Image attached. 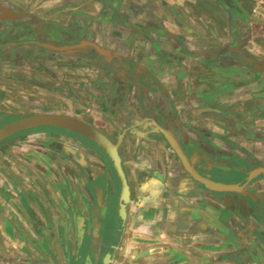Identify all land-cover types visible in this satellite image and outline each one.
I'll return each instance as SVG.
<instances>
[{
	"label": "crops",
	"instance_id": "obj_1",
	"mask_svg": "<svg viewBox=\"0 0 264 264\" xmlns=\"http://www.w3.org/2000/svg\"><path fill=\"white\" fill-rule=\"evenodd\" d=\"M243 2L227 1L225 10L218 0H0L7 43L37 31L51 41L34 44L87 59L82 114L117 144L132 212L141 211L131 224L136 242L120 246L119 224L87 216L103 199L94 191L91 203L87 194L93 146L60 145L73 159L65 178L27 176L20 167L32 161L0 154V264H117L112 252L130 251L133 264H264V214L256 237L246 205L214 209L218 193L178 168L155 133L181 135L190 162L202 174L210 167L212 179L264 168V48L250 49L255 21ZM237 50L251 53L256 68L230 56ZM59 153L53 159L65 165ZM242 189L263 200L264 176Z\"/></svg>",
	"mask_w": 264,
	"mask_h": 264
},
{
	"label": "rangeland",
	"instance_id": "obj_2",
	"mask_svg": "<svg viewBox=\"0 0 264 264\" xmlns=\"http://www.w3.org/2000/svg\"><path fill=\"white\" fill-rule=\"evenodd\" d=\"M243 3V7H246L247 11H250L249 14L252 16L253 21H255L252 25V28L254 29V40L250 43V49H262L264 48V0H244ZM0 26L2 28L8 27L6 24H0ZM30 26L34 28L35 24L32 23ZM14 32L17 33L18 31L16 30ZM7 39L8 38H5L4 35L0 36V43L3 44L7 42ZM51 43L53 46V42ZM258 44H260L261 47H258ZM244 54L247 56L251 55V53L249 54L248 52H244ZM90 71H92V69L88 67V61L82 55L68 51L56 52L48 49L39 50L35 57H28L24 61L0 63V130L5 126L24 118L41 115H54L77 120L96 129L106 137L98 128L93 126V122L88 116L82 114V106L79 103L84 102L82 96V89L84 88L82 84H78V81L87 79V75ZM73 97L75 99H72ZM155 133L158 134V131ZM175 137L178 142L179 138H183L179 134H176ZM121 138L122 134L120 139ZM146 139L151 140L148 135L146 136ZM110 142L114 144L112 141ZM62 144L64 146L77 145L80 147L90 145L92 149L91 151H93L94 148L96 149L98 160H95V165H92L91 167V180L89 181L87 194H89L88 196H91L92 203L94 202L92 198L95 194L94 191H96L97 194L103 193V195H98V198L97 194L94 196L95 199L99 200L103 197L101 200L102 208L101 211L98 209L99 211L97 212H94L92 209V212L88 211L86 214L91 219L95 218L97 223L98 221H101V223L110 224V221H114L115 219L113 214H111L112 211L115 210L116 207L119 209L121 183L107 154L85 136L57 126L44 125L30 127L1 139L0 154L10 156L12 160H14L15 154H19L22 159L24 158L25 161H27V163H31L32 161V164L34 165L31 167H20L27 176L39 171L43 176L48 175L65 178L68 177V175L70 176L68 160L71 159L73 161V159L72 157H69L66 152L67 149L60 146ZM13 147H15V149H13ZM10 151L15 152L10 153ZM56 153L63 155V162H66L68 159L65 165H58L57 160L53 159V156H56ZM36 167L38 170H35ZM121 168L128 186L122 163ZM178 168L183 171L180 163L178 164ZM237 169L234 171H246L244 169ZM222 174H226V172H223ZM242 185L247 186L248 184ZM110 186L114 187L115 191H110ZM247 188H249V186ZM104 190H107L106 193L103 192ZM131 191L128 186V197L127 202L124 203V214L121 216L118 213V217L122 221L118 235L119 246L123 239H128V241L132 243L137 240V237L134 236L136 233L131 224L133 220L139 219L141 211L137 212L138 210L136 208L135 211L133 210L134 212H132L133 206H135L134 204L136 203V197L134 191ZM255 193L252 195L248 194L251 195L253 199L259 200L257 196H255ZM63 198L64 196H60L59 200H57L59 206L66 205V201ZM222 199L226 200L227 197L223 196ZM259 202L264 205V199L259 200ZM104 208L106 211L109 209L108 212H104ZM246 210L249 214H245V216L253 226L251 230V235H253V231L257 227V223L253 218L260 219V217H258L256 210L252 212H250L251 210L249 209ZM130 214L132 216H130ZM263 214L264 213L260 215L261 218L263 217ZM145 215L147 214L145 213ZM260 220H262L260 226L262 228L263 219ZM90 223L92 222L90 221ZM96 230L98 231L99 228H96ZM134 256V253L131 251L129 253L125 252L123 255H121L120 252L117 255L112 252L113 259L115 260L117 257V264H133L132 260Z\"/></svg>",
	"mask_w": 264,
	"mask_h": 264
},
{
	"label": "water",
	"instance_id": "obj_3",
	"mask_svg": "<svg viewBox=\"0 0 264 264\" xmlns=\"http://www.w3.org/2000/svg\"><path fill=\"white\" fill-rule=\"evenodd\" d=\"M0 12H2L5 15V11L2 8H0ZM4 15H1V18H3ZM44 125L57 126L79 133L85 136L93 143H95L107 154V156L111 160L113 169L121 183L120 203H119L118 213L121 216H123L124 203L127 202V197H128V187L122 172L121 162L117 152V144H112L106 137H104L96 129L68 117L54 116V115L32 116L5 126L3 129L0 130V140L20 130L35 126H44ZM158 132L163 136L164 140L166 141L170 149L173 150L183 170L189 176V178L202 185L208 191L218 193L219 196H217L215 200L216 203L214 205L215 207L214 209H218V203L220 204L221 202L222 203L228 202L227 204L231 203V205L236 204V206L246 205L247 207L246 209L251 210L250 212L256 210L258 213L257 214L258 217L262 219L260 215H262V212L264 211V205L261 204L259 200L253 199L251 195H249L246 191H244L242 189L243 186L242 184H249L256 177L260 175L264 176V168H259L261 171L259 173H255V175L253 176L251 175L250 172L243 173L242 171H234V173L232 172L231 174H220L221 176L220 178L212 179L210 174V172H213L212 169H210L209 167L208 169L209 173H205V174L200 173L196 165H193L190 162L188 155L184 152L185 149L181 148L179 142L174 138L173 134L170 131H166L160 127ZM204 167L208 168L207 165H205ZM226 177L228 178V180L224 179ZM229 180H235V181H229ZM223 196H226L227 199L229 198V200L227 201L222 199ZM260 219L253 218V220L257 223V227L253 231L252 236L262 235L261 234L262 228L260 227L262 220ZM249 249L251 250V244L248 246V250Z\"/></svg>",
	"mask_w": 264,
	"mask_h": 264
},
{
	"label": "flooded vegetation",
	"instance_id": "obj_4",
	"mask_svg": "<svg viewBox=\"0 0 264 264\" xmlns=\"http://www.w3.org/2000/svg\"><path fill=\"white\" fill-rule=\"evenodd\" d=\"M219 2H220V4H221V6L225 9V10H227V6H225L226 5V3L225 2H227V1H230V0H218ZM232 9H234V11L232 10ZM229 10V9H228ZM232 11H233V13H236V15H237V13H239V9H238V7L236 6V4L235 3H233V5H231V7H230V10H229V13H231L232 14ZM3 21L4 20H0V24L1 25H4V23H3ZM3 29H7V28H2L1 26H0V30L2 31ZM3 34H5L6 35V33H3ZM2 36V35H1ZM32 38L33 39H36L37 41H32ZM47 38V39H46ZM50 37H49V35L48 34H42V36L40 37L39 35H38V33H37V31H36V35H34L33 37H25V39L27 40V41H22L21 43L20 42H12V43H7V42H5V43H3V44H1L0 43V63H11V62H13V61H24V60H26L28 57H35L36 55H37V52L39 51V50H42V49H48V50H51L52 48V46H50L49 48H51V49H49V48H46V47H41L40 45H38V44H34L33 42H36V43H38V42H49V41H51L50 39H49ZM24 40V39H23ZM46 46H49V45H46ZM51 51H53V50H51ZM77 54H79V52H76ZM227 53V55H228V52H226ZM230 54V56H233L234 54H235V56H236V58L238 59V61L239 62H242V63H246V61H248L250 64H252L253 66H251V68H256V66H254V62L251 60L252 58L250 57V56H247V55H243L242 53H240L238 50H237V52H232L231 51V53H229ZM234 57V56H233ZM223 58V57H222ZM226 58V57H225ZM235 58V59H236ZM228 61V60H227ZM171 132V131H170ZM172 134H173V132H171ZM173 136H174V138L176 139V137H175V134H173ZM107 182V181H106ZM108 184V183H107ZM110 191H115V189H114V187H112V186H110ZM105 209V208H104ZM108 210L109 209H107V211H106V209L104 210V212H108ZM111 214H113V216H114V224L115 223H117V224H119L118 226L119 227H121V225H122V221L119 219V217H118V209H117V207H116V209L115 210H113L112 211V213ZM117 226V227H118ZM119 231H120V228L117 230V233H118V235H119ZM115 236H117V235H115ZM103 263V262H102Z\"/></svg>",
	"mask_w": 264,
	"mask_h": 264
}]
</instances>
